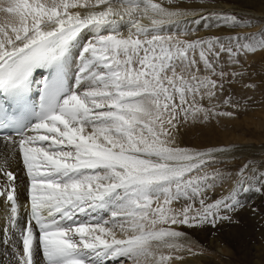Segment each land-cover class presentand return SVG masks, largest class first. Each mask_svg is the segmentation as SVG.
<instances>
[{
  "label": "snow or ice",
  "instance_id": "obj_1",
  "mask_svg": "<svg viewBox=\"0 0 264 264\" xmlns=\"http://www.w3.org/2000/svg\"><path fill=\"white\" fill-rule=\"evenodd\" d=\"M187 14L156 0H0V141L29 182L21 227L16 176L0 161L16 264H171L185 250L179 226L215 227L241 206L248 165L206 202L221 175L206 169L226 149L177 138L234 115L213 103L226 77L243 75L224 71L222 54L239 65L264 51V34L185 38L171 27Z\"/></svg>",
  "mask_w": 264,
  "mask_h": 264
},
{
  "label": "rangeland",
  "instance_id": "obj_2",
  "mask_svg": "<svg viewBox=\"0 0 264 264\" xmlns=\"http://www.w3.org/2000/svg\"><path fill=\"white\" fill-rule=\"evenodd\" d=\"M176 1L178 3L177 4L175 3L176 4L175 7L179 9L183 8L184 5L190 6V7L199 6L195 8L194 11L198 10L200 7H205V9H200L201 11L199 12V14H197L196 17L197 19H201L200 20L201 22L198 23L199 26L201 25L206 26L207 24L210 25V26L209 25L206 26L205 27L206 29H210L212 27H226V28H233V29L242 28L243 29V28L250 27L253 24H255V26L257 25L256 30H255L256 32L255 31L249 32V34H255L257 37H259L261 34H264V21L256 20V22H253L251 20H247L245 19L247 17V14L246 13L244 14L243 11H238L239 14H241V17H239L238 19L245 21V22L251 21V23H242L240 25H233L231 23H225L222 20H218L216 19L215 16L208 15L207 12H209L210 7H209V4H207L208 2L206 0H176ZM222 1L227 2L226 0H222ZM235 11L236 10H233L232 14H236L237 12ZM202 17H205V18H202ZM196 25L197 24L191 25L189 23L183 25L182 28H186V29H183V30H186L184 32L185 38H189V39L205 38L207 39L209 37H213V35L211 34H205V35H202L201 33L197 34L195 32L197 31ZM236 32L235 34H237ZM173 33H177V32L174 31ZM235 34H232V35H235ZM216 36L225 37V36H230V35L224 34L223 36H221L219 34ZM247 58H248V62L246 64ZM263 58H264V51L257 50V52L254 54L249 53L246 56L241 55L239 57L240 59L239 65H231V64H228L227 62V54L226 53L222 54V62L225 64L224 71L226 72H231V71L240 72L241 71L243 74H249L250 77L246 76L245 79H250V80L254 79L255 81L253 84H256V86L257 85L259 86L255 88L250 87L251 91L248 97L242 98V99L232 98L231 104H224L223 100L232 96V94L229 91V87L231 86H238V88L242 87L241 86V82L243 79L242 77L233 78L229 75L228 77H226L223 91L217 92V99H215L213 103H215L218 106L216 108V111L218 112H229L230 111V112H233L234 115L231 117L223 116V115L215 116L209 122L196 123L202 126L203 128L202 133L200 131L194 132L196 127L192 129V125L194 124H191V123L181 129V134H184L186 130L188 129L187 130V136H188L187 140L188 141L186 140V142L184 143L188 147H195V148H200V149H205L208 147H218V148L225 149V148H229L230 146V148L236 147L234 149H237L241 147L239 145L243 144L247 148L252 149V151H248L246 155L238 154L233 157L231 156L230 158L228 156L226 157L217 156V162L208 165L206 169V171H208L210 175L212 174L213 171H217L221 174L220 178L215 181L214 188L209 189L207 191V192L209 191L211 192L209 193L210 195H213V193L215 192L216 194L219 195L217 197L216 196L211 197V198L207 197L206 202H213L216 199L229 195V193L233 190V188L236 187L235 181L237 180L240 174V170L244 168L245 165H248V167L244 170V173H243L245 177V183L243 187L246 189L252 190L258 194L256 197L255 204L252 207V210L254 211V214L260 216L258 221H261V223L258 221H256L258 223L254 222L253 231L255 232V234L260 233V232L262 234L249 235V237L248 236L246 237L247 241L250 242V246L240 249L242 251L241 254H242V258L245 264H252L253 262H251V260L252 261L257 260L258 253L264 251V152H259V151L254 152L255 147H264V122H263L264 121V61H263ZM205 104L207 106V102H205ZM232 104L237 105V107L239 105V107L238 108L232 107ZM260 121L263 124L261 128L258 127ZM232 124L238 125L239 127H236V130H233L231 127ZM225 126H228L229 128H231V130L228 129V131L226 132V129H224ZM205 132L209 134L210 136H214V135L219 136V134L225 133L226 136L228 137L227 139L228 141H224L223 139H221L222 140V143H221L220 139H218L219 141L215 143H206L203 145H196L194 141L199 140V139L201 140L202 139L201 137H203V135L204 137H206ZM181 134L177 138L180 144L182 142V139L180 138ZM233 135H236V136L240 135L244 139H249L248 141L249 143H243L239 141L238 139H236L237 140L236 141L233 138ZM240 192L242 193L245 191H240ZM241 196L240 195L238 196L239 200H241ZM243 205L244 204L241 203V206H239L234 212L227 213L231 215V220L218 221L215 227H213L211 224H207L208 227L211 229L212 228L215 229L218 227L224 228L223 226L225 224L229 226L228 228H231V226L235 224L236 222L241 224V217H240V213L238 212V210L243 208ZM229 249L233 250V248H229ZM215 250L217 251V253L221 251L220 248H216ZM200 253H202V251H200ZM207 254L211 257H215L214 252H210ZM216 261L218 263L225 264L222 261V259H216Z\"/></svg>",
  "mask_w": 264,
  "mask_h": 264
},
{
  "label": "bare ground",
  "instance_id": "obj_3",
  "mask_svg": "<svg viewBox=\"0 0 264 264\" xmlns=\"http://www.w3.org/2000/svg\"><path fill=\"white\" fill-rule=\"evenodd\" d=\"M209 4L210 10L208 15L212 13H219V14H232L233 10L237 12L235 15L237 17H241L238 11H243V13L247 14L245 19L251 20L256 22V20H263L264 21V0H206ZM156 2L164 3V6L170 7L175 9V5L178 3L176 0H156ZM229 2V3H228ZM176 3V4H175ZM196 7L190 6H183L181 10L186 11L188 14L186 16L180 17L179 24L176 26L171 27V31H176L178 34L184 33L186 28H182L183 25L189 23L191 25H196L197 34L201 33L202 35L211 34L213 36L216 35H232L236 33H249L254 32L256 30L255 24L250 27L246 28H226V27H212L210 29H206L204 25L199 26L198 23L194 21H199L201 19H197V14L201 11L200 9H205V7H200L198 10L194 11ZM246 16V15H245ZM147 22V21H145ZM209 24H207L208 26ZM199 26V27H198ZM210 26V25H209ZM179 30V31H178ZM189 31V30H188ZM126 32V29H125ZM193 32V31H192ZM208 32V33H207ZM256 32V31H255ZM230 33V34H229ZM191 37V36H190ZM260 54V52H259ZM225 57V56H224ZM264 61V58H263ZM248 62V58L246 60V64ZM253 64V63H252ZM241 72V71H240ZM254 73V72H253ZM250 77L249 74H243L237 77H242L241 88L238 86H231L229 87V91L232 94L231 99H242L249 96L250 87H245V85L253 84L254 79H245V77ZM256 85V84H255ZM257 85L256 87H258ZM262 87V86H261ZM241 102V101H240ZM239 107V105H238ZM237 107V108H238ZM224 121V120H223ZM264 122V121H263ZM199 123V122H198ZM224 125V124H223ZM263 126L262 122H259L258 127L261 128ZM194 132L200 131L202 133L203 128L201 125L194 124L192 125V129L195 128ZM233 130H236L238 125H231ZM215 129V128H214ZM226 132L228 129L231 130L228 126H225ZM188 130V129H187ZM187 130L184 134H181L180 138L182 139L181 145L186 146L184 144L187 140ZM229 130V131H230ZM184 131V130H183ZM217 132V131H215ZM224 132V131H223ZM234 132V131H233ZM206 133V132H205ZM214 133V132H213ZM233 134V133H232ZM214 135V134H212ZM206 137H201L202 139L194 141L196 145H203L206 143H215L220 139L221 143L223 139L224 141H228V137L225 133L219 134V136H210L209 134H205ZM232 136V135H231ZM195 137V136H193ZM233 138L243 143H249V139H244L242 136L233 135ZM188 141V140H187ZM230 141V140H229ZM237 141V140H236ZM191 143V142H189ZM217 144V143H216ZM240 148H225L226 152L220 154L218 156H228L229 158L232 156H236L238 154L246 155L248 151H252V149L247 148L245 145L241 144ZM249 146V145H248ZM200 147V146H199ZM252 147V146H251ZM254 148V147H253ZM264 152V147H255L254 152ZM4 158L8 159V170H11L15 176L16 180L14 182V187L16 190V197H17V204L19 206L18 212L19 215L17 217V223L19 226H23L26 218H27V208H28V199H29V192H28V178L25 175V170L23 164L19 158V156L12 155V147L11 145H6L3 141H0V161H3ZM7 184V178L3 175H0V187ZM217 191V190H216ZM210 191L207 192L206 196L211 198L214 196H219L218 194L213 193L210 195ZM241 196V203H243V208L239 209L238 212L240 213L241 217V224L235 223L228 228V225L224 224V228H209L205 223L203 225L189 227L179 226L177 230L184 232L185 238L180 241L185 246V250L180 252L179 255L183 256L182 260H173L171 264H221L216 261V259H222L225 264H245L242 258V251L241 248L249 247L250 242L247 241V236L249 235H259L262 234L256 233L253 231V223L259 220V215L254 214L252 210L253 205L255 204L257 193L252 190H247L245 192H239ZM246 200H245V198ZM239 198V197H238ZM182 206V203H174V207L179 208ZM199 207V204L196 205ZM9 215H10V206L9 202L6 199V196L0 195V264H16V259L14 257V247H19V233L16 229L11 231L5 232L4 229L9 227ZM105 218H107V214H104ZM261 215V214H260ZM261 223V221H258ZM256 222V223H258ZM256 237V236H255ZM11 238V242L5 243ZM252 245V244H251ZM188 248H191V252L187 251ZM216 248H220V252L217 253L215 250ZM229 248H233L230 250ZM214 250V251H213ZM244 250V249H243ZM202 251V253H200ZM247 251V250H246ZM214 252L215 257L209 256L207 253ZM244 253V252H243ZM249 253V252H248ZM213 254V253H212ZM256 258V257H255ZM252 264H264V251L258 253L257 260H251ZM127 264V262H125ZM223 264V263H222Z\"/></svg>",
  "mask_w": 264,
  "mask_h": 264
}]
</instances>
